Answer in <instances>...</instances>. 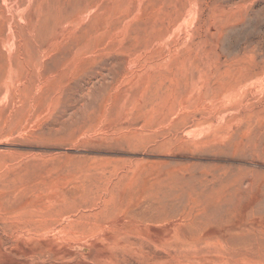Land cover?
Returning a JSON list of instances; mask_svg holds the SVG:
<instances>
[{
	"label": "rangeland",
	"instance_id": "obj_1",
	"mask_svg": "<svg viewBox=\"0 0 264 264\" xmlns=\"http://www.w3.org/2000/svg\"><path fill=\"white\" fill-rule=\"evenodd\" d=\"M0 264H264V0H0Z\"/></svg>",
	"mask_w": 264,
	"mask_h": 264
},
{
	"label": "bare ground",
	"instance_id": "obj_2",
	"mask_svg": "<svg viewBox=\"0 0 264 264\" xmlns=\"http://www.w3.org/2000/svg\"><path fill=\"white\" fill-rule=\"evenodd\" d=\"M167 240V239H166ZM185 240V239H184ZM194 243V242H193ZM165 244V243H164ZM179 244H181V243H179ZM190 244V243H189ZM178 246V245H177ZM171 247V246H170ZM180 247V246H179ZM186 250V249H185ZM181 251V250H180ZM190 251V250H189ZM185 252V251H184ZM183 258V257H182Z\"/></svg>",
	"mask_w": 264,
	"mask_h": 264
}]
</instances>
